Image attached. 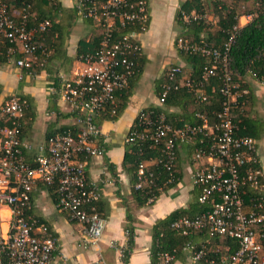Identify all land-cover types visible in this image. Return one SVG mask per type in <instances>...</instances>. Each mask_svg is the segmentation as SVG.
<instances>
[{"label":"built area","instance_id":"1","mask_svg":"<svg viewBox=\"0 0 264 264\" xmlns=\"http://www.w3.org/2000/svg\"><path fill=\"white\" fill-rule=\"evenodd\" d=\"M31 1L0 0V45L8 46V62L28 72L44 66V60L51 54L50 48L41 44L51 29V21L38 20ZM48 1L57 5V0ZM74 3L78 17L91 22L99 37L97 49L79 57L80 67L72 78L61 79L60 96L79 127L73 133L69 130L47 137L42 148L44 154L37 156L31 165L23 153L29 147L21 141L27 103L15 95L0 102V264H69L64 256L58 255L56 239L49 227L30 215L31 195L38 184L46 188L55 186V206L81 227L82 249L98 247L106 229V220L94 206L100 197L99 188L88 181L84 158L99 154L93 147L94 140L101 135L96 115L107 107L111 108V116L115 115L117 96L128 88L129 80L136 74V60L142 54L137 35L148 20V0H74ZM181 18L185 24L216 23L212 7L191 15L182 13ZM252 20V14L241 16L238 27L233 28L234 33L220 49L207 42L205 36L196 41L177 40L179 52L200 54L212 62L203 67L197 78L184 75L179 66L168 70L158 103L164 105L171 91L185 88L195 103L204 105L208 101L205 89L210 79L217 77L222 96L219 111L211 116L196 112L193 124L175 127L164 111L145 109L137 114L125 138L129 146L146 144L157 150L155 158L139 162L133 188L154 189L159 193L173 182L177 145L191 142L197 135L208 139L194 151V160L202 165L192 176L193 185L199 190L197 200L208 209L192 218L180 217L170 228L184 236L206 234L209 240L229 237L237 241L238 248L229 257L208 259L205 245L188 242L183 251L189 264H264V177L256 168L259 161L255 141L237 134L233 110L247 91L232 82L228 55L238 28ZM151 166L167 172L166 180L159 182V174H154ZM247 193L252 197L250 204L245 202ZM110 246L122 261L125 247H117L115 242ZM173 259L174 255L161 253L158 264H170Z\"/></svg>","mask_w":264,"mask_h":264},{"label":"crops","instance_id":"2","mask_svg":"<svg viewBox=\"0 0 264 264\" xmlns=\"http://www.w3.org/2000/svg\"><path fill=\"white\" fill-rule=\"evenodd\" d=\"M184 1L186 0H148V25L137 35L142 52L138 58L140 72L128 88L129 93L122 102L125 106L120 116L114 121L96 122L101 135L94 140L93 147L99 154L84 158V168L88 181L99 188L98 209L106 220V229L98 247L82 249L84 236L81 227L72 223L67 214L56 208L48 188L38 184L31 195L30 215L49 227L56 239L58 255L64 256L69 264H101V260L106 264H122L119 253L110 243L126 247L125 227L130 224L127 215L133 218L131 225L134 229V246L129 264H151L153 225L175 211L186 209L197 197L192 176L202 162L193 158L196 139L177 145L174 169L176 185L165 187L151 205L137 204L132 189V176L127 170L128 166L123 165L127 149L125 138L140 111L160 109L167 117L176 121H184L190 116L192 108L184 104L160 105L157 98L158 86L168 70L179 66L187 73L188 65L174 46L179 34L176 14ZM57 4L56 11L46 1L34 0L32 4L37 19H50L53 28V36L49 38L56 43V51L46 70L34 75L17 68L13 62L0 64V102L15 95L27 103L21 141L29 147L23 153L31 165L37 156L44 154L42 148L46 145L47 134L79 127L74 114L60 96L61 79L72 78L80 67L77 58L79 43H89L98 34L91 22L78 17L74 0H57ZM255 83L258 88H252V103L246 110L249 117L263 123L264 84ZM189 121L185 120L184 123H190ZM193 121L195 122L194 118ZM259 133L260 137L254 141L264 177V123ZM109 165L112 166L111 169ZM192 235V243L196 245L211 244L213 241L198 233ZM224 246L220 239L218 248L223 253L228 251ZM182 252L184 257L177 261L189 264L188 255L185 251Z\"/></svg>","mask_w":264,"mask_h":264},{"label":"trees","instance_id":"3","mask_svg":"<svg viewBox=\"0 0 264 264\" xmlns=\"http://www.w3.org/2000/svg\"><path fill=\"white\" fill-rule=\"evenodd\" d=\"M46 3L53 9L54 11L58 10V4L52 5L48 0ZM32 4L34 0L31 1ZM12 4V2H11ZM33 6V5H32ZM212 7V16L216 19L215 25H210L208 22L203 21H191L189 24H185L182 21L181 15L182 13L191 15L192 13L201 11V10H209ZM246 14H252L253 20L243 26L238 28L236 32L235 39L229 50V60H230V70L232 82L237 84L240 90H246L247 94L243 96L237 102V107L233 110L234 113V121L238 126V135L251 137L253 140L258 139L260 137L259 129L263 127V123L257 121L248 116V112L246 107H248L252 103L253 92L252 86L249 80L257 82L259 84H264V0H186L184 1L176 14V24L179 27V34L175 38V48L179 53V56L186 62L187 73H190L193 78H197L200 76L201 71L204 66L210 65L212 60L211 58L203 57L200 54H189L186 52L178 51L176 47L177 40L188 39L190 41H196L200 38V36H205L207 42L212 43L216 49L222 48L223 44L226 43L231 34L234 33L233 28L238 27V20L241 16ZM144 29L147 28L148 20L144 24ZM142 29H137L140 32ZM142 32V31H141ZM53 36V28L51 26L50 31L44 35L42 40L46 39V46L50 48L51 54L44 61V66L41 68H34L31 72L27 70H23L27 73L37 74L41 71H45L48 63L54 57V53L56 51L55 45L49 37ZM38 41V38H36ZM41 40V41H42ZM99 37L98 35L89 43L80 42L79 48L77 51V58L85 53H93L98 46ZM7 44L0 45V64H7L8 57L6 55ZM140 62V60H139ZM136 74L129 80L128 88L130 84L136 79L140 72V63L136 60ZM183 70V69H182ZM249 79V80H248ZM163 82L158 86V94ZM220 80L217 77H213L210 79L209 84L207 85L205 92L208 96V101L204 104H197L194 102V98L192 94L185 88H180L176 91H171L167 98L165 99L166 106H174L184 104L189 107L191 105V113L190 116L185 120H190L191 124L194 123L193 118L196 112H205L208 113L209 116L212 115L214 111H219L221 108L222 96L219 92L220 89ZM128 88L120 95L117 96V107L114 116H111V108L107 107L103 112H100L95 117V122L100 120H116L121 112L124 109L123 100L128 96ZM1 91V89H0ZM122 95V98L120 97ZM250 107V106H249ZM153 109V108H151ZM100 118V119H99ZM169 122L173 126H181L184 124V121H176L174 118L170 116L167 117ZM191 118V119H190ZM195 120V119H194ZM214 121V119H211ZM175 122V123H174ZM132 126L130 127V129ZM129 129V130H130ZM72 133L75 131L74 129L70 130ZM66 132V131H64ZM63 132V133H64ZM53 134H47V137ZM196 146H204L205 142H208L203 135L195 136ZM210 143V140H209ZM157 150L149 148L148 145L142 144L141 146H129L127 145V149L125 152V159L123 162L124 167H127L128 172L132 176V185L134 186L136 182V168L141 161H146L148 158H155L157 156ZM83 159V158H81ZM176 165V164H175ZM111 169L112 166L109 165ZM257 169H260V166H256ZM175 169V167H174ZM150 170L155 174H159L158 181L163 182L166 180L168 174L167 172L162 171L157 166H151ZM173 182L166 186L173 187L176 185V178L173 171ZM132 186L135 200L139 206L151 205L153 203L149 202V199L157 198L159 196V192L156 190H148L145 189L143 191H135ZM49 193L51 195L54 204L57 202V194L56 189L54 187L48 188ZM196 199L192 200L186 209H181L173 212L167 218L158 220L152 227V246L150 250V260L151 264L159 263V254L161 253H169L174 255V259L170 264H173L179 259L184 257L182 252L183 247L188 242H192L191 238H193L192 234H188L186 236L182 235L180 232L175 231L170 228L172 222L180 217H195L205 212L208 209V206L200 204L197 200L199 195V190L195 189ZM245 196V202L250 204L252 197L250 195ZM98 201L95 202L94 206L96 212L100 215V210L98 209ZM102 218L104 216L100 215ZM127 220L130 222L129 225L125 227L127 232V243L124 250V255L122 258L123 264H129V256L132 252L134 246V229L131 225L133 218L130 215H127ZM199 234V233H198ZM208 237L206 234H199ZM222 239L224 247L228 248V251L223 253L218 246L219 240ZM212 243L210 244H201L205 245L206 257L212 259H220L222 256L229 257L234 251L238 248V243L235 239L229 237H216L212 239ZM210 241V240H209Z\"/></svg>","mask_w":264,"mask_h":264},{"label":"rangeland","instance_id":"4","mask_svg":"<svg viewBox=\"0 0 264 264\" xmlns=\"http://www.w3.org/2000/svg\"><path fill=\"white\" fill-rule=\"evenodd\" d=\"M177 30H179V27H177ZM180 31V30H179ZM45 40L46 39H44L42 42H41V44L43 43L44 45H46V42H45ZM249 80V79H248ZM250 81V84H251V86H252V88H255L256 86H257V84L254 82V81H252V80H249ZM256 88H258V86L256 87ZM262 90H263V92H264V85H262ZM189 107L191 108V105H189ZM263 123H264V121H263ZM175 264H184L183 262H176Z\"/></svg>","mask_w":264,"mask_h":264}]
</instances>
